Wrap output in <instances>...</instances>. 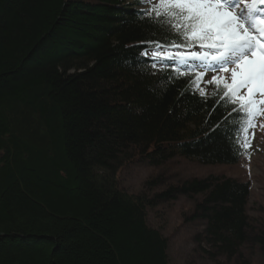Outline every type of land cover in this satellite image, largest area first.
<instances>
[{
    "label": "trees",
    "instance_id": "obj_1",
    "mask_svg": "<svg viewBox=\"0 0 264 264\" xmlns=\"http://www.w3.org/2000/svg\"><path fill=\"white\" fill-rule=\"evenodd\" d=\"M142 5L0 0V264H169L166 225L149 215L184 196L194 205L181 214L204 227L196 239L211 259L264 252L247 183L209 176L164 188L162 172L124 188L135 160L158 171L181 154L214 165L243 155L223 87L201 96L197 73L139 57L150 40L190 43L138 15L158 0Z\"/></svg>",
    "mask_w": 264,
    "mask_h": 264
},
{
    "label": "snow or ice",
    "instance_id": "obj_2",
    "mask_svg": "<svg viewBox=\"0 0 264 264\" xmlns=\"http://www.w3.org/2000/svg\"><path fill=\"white\" fill-rule=\"evenodd\" d=\"M158 4V9H142L138 15L166 35L183 37L192 41L189 47L198 45L205 51L189 55L153 51L151 68L155 69L158 61L171 66L180 63L185 70L204 67L230 71L231 82L223 83L222 99L235 106L233 130L239 144L241 134L247 132L264 105V0H158ZM148 44L161 46L158 40ZM148 51L144 48L139 55L148 57ZM220 83L217 81V87Z\"/></svg>",
    "mask_w": 264,
    "mask_h": 264
},
{
    "label": "rangeland",
    "instance_id": "obj_3",
    "mask_svg": "<svg viewBox=\"0 0 264 264\" xmlns=\"http://www.w3.org/2000/svg\"><path fill=\"white\" fill-rule=\"evenodd\" d=\"M153 51L162 55H176L183 54L184 51L203 52L205 49L199 48L198 45L186 49L156 48L148 52L150 58H152ZM231 67L233 66H229ZM222 71H203V80L199 84V89L203 94L208 95L212 91L215 82L213 77L218 79L222 74L231 77L230 71L226 73ZM245 144L244 156L237 165L202 166L200 163L180 157L182 159L175 158L165 166L159 167L158 171L143 170L139 169L142 167H137L121 176L122 183L126 190L133 193L145 180L162 178L164 176L162 172L170 177V179L166 178L164 188L170 181L183 183L186 180L203 179L210 175L248 182L251 187L248 214L255 229L264 232V105L259 107V114L256 115L253 124L246 132ZM193 205V202L184 196L178 200L161 203L159 208L149 215L150 223L166 225L164 235L169 238V264H264L262 249L255 246L250 247V245L241 252L244 257L242 261L239 258L231 261L226 258H220L217 261L211 259L206 244L196 239L198 235L203 234L204 227L197 221H186V217L184 218L181 214L186 207L191 210Z\"/></svg>",
    "mask_w": 264,
    "mask_h": 264
},
{
    "label": "bare ground",
    "instance_id": "obj_4",
    "mask_svg": "<svg viewBox=\"0 0 264 264\" xmlns=\"http://www.w3.org/2000/svg\"><path fill=\"white\" fill-rule=\"evenodd\" d=\"M140 52L142 51V46H141V48H140V50H139ZM139 52V53H140ZM139 57L140 58H142L146 63H147V65L148 66H151V62H149V61H147L145 58H143V57H141L140 55H139ZM214 111V109L213 110H211L209 113L210 114H212V112ZM209 119V117L207 118V120ZM211 126H213V125H211ZM174 146H175V142H172V141H170ZM168 145H170V144H168ZM174 146H172L171 147V152H175L176 150H178L179 151V147H174ZM182 155V154H181ZM181 155H179L177 158H180V157H183V156H181ZM0 158H1V154H0ZM184 159H187V158H185V157H183ZM180 159H182V158H180ZM144 161V160H143ZM143 161H137V160H135L132 164H134V165H132V166H129L128 168H126V169H124L123 170V172L121 173V176L122 175H124L125 173H128L129 171H131V170H133V169H136L137 167H144V166H146V165H149L147 162H145V163H141V162H143ZM138 163H140V164H138ZM201 165L202 166H215L214 164H203V163H201ZM210 176H212V175H210ZM209 177V176H208ZM195 198L196 199H199V200H201V196H195Z\"/></svg>",
    "mask_w": 264,
    "mask_h": 264
}]
</instances>
